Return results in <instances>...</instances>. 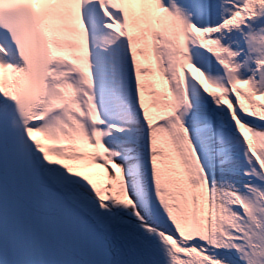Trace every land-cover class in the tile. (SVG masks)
Returning a JSON list of instances; mask_svg holds the SVG:
<instances>
[{
  "label": "snow or ice",
  "instance_id": "snow-or-ice-1",
  "mask_svg": "<svg viewBox=\"0 0 264 264\" xmlns=\"http://www.w3.org/2000/svg\"><path fill=\"white\" fill-rule=\"evenodd\" d=\"M0 264H264V0H0Z\"/></svg>",
  "mask_w": 264,
  "mask_h": 264
}]
</instances>
